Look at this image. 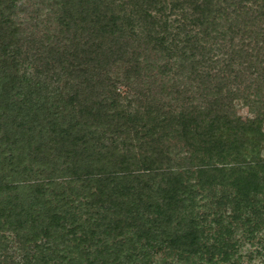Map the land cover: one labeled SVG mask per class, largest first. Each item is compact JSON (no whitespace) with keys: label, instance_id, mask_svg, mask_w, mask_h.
<instances>
[{"label":"trees","instance_id":"obj_1","mask_svg":"<svg viewBox=\"0 0 264 264\" xmlns=\"http://www.w3.org/2000/svg\"><path fill=\"white\" fill-rule=\"evenodd\" d=\"M39 2L0 0V264L264 258V0Z\"/></svg>","mask_w":264,"mask_h":264},{"label":"rangeland","instance_id":"obj_2","mask_svg":"<svg viewBox=\"0 0 264 264\" xmlns=\"http://www.w3.org/2000/svg\"><path fill=\"white\" fill-rule=\"evenodd\" d=\"M39 1L40 0H20V3L19 4L21 6H23L24 9L28 10L29 11V14H32V11L35 10V9H37V7L39 6V3H40ZM43 13H46V12L43 11ZM27 17H28L27 14H24V13L21 14L19 12L17 14V16H16V20L17 21H20V20L21 21H24V20H27ZM42 18H43V16H42ZM49 28H51L53 30V27H51V25H49ZM49 28H48L47 24H42V26H40L39 29H40L41 33L43 34ZM238 114L242 118L252 117L249 114L247 108H245L240 103H238ZM219 191H220V189L211 190L210 192H205L204 193V196H206V197L203 196L204 197L203 199L200 198L198 207H197V209L195 211L196 214L203 215L204 213L211 212L212 210L210 209V207L212 206V203L214 202V193L215 192H219ZM239 235H240V233H237V236H235V238H237V240H239L241 238ZM253 244H254V242H253ZM253 249H256V248L250 246L249 244H246L245 245V251H247V250H253ZM160 259H161V256H157L156 257V260H160ZM252 264H264V258H262V259H254L252 261Z\"/></svg>","mask_w":264,"mask_h":264}]
</instances>
